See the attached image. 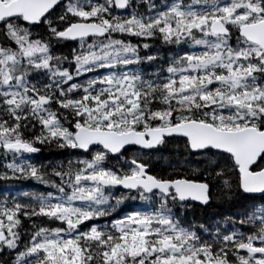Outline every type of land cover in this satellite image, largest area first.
Masks as SVG:
<instances>
[{"label":"snow or ice","instance_id":"1","mask_svg":"<svg viewBox=\"0 0 264 264\" xmlns=\"http://www.w3.org/2000/svg\"><path fill=\"white\" fill-rule=\"evenodd\" d=\"M0 183V264H264V0H0Z\"/></svg>","mask_w":264,"mask_h":264},{"label":"trees","instance_id":"2","mask_svg":"<svg viewBox=\"0 0 264 264\" xmlns=\"http://www.w3.org/2000/svg\"><path fill=\"white\" fill-rule=\"evenodd\" d=\"M135 42V41H133ZM159 48V55L162 57V60L158 61V64L166 63L169 57V47L171 46H161L157 45ZM59 50V46H58ZM146 72L151 71L152 68L146 66L144 69ZM132 151L130 150L125 155H132ZM144 158L148 160L149 164L152 167V170L155 171L157 174H163L167 175L172 171L171 165L176 162V156H175V149L172 144H168L165 146L160 147L158 150L148 151L144 152ZM59 153L56 150H48L43 149L40 153L35 154V161L37 163L47 161V160H53V159H59ZM195 158H193V168L198 167L195 164ZM110 164H115L116 162L109 161ZM183 174V173H182ZM197 172L195 171H189L187 175H189L192 178H196ZM203 179V177H200ZM18 188L26 189V190H37V191H46L43 186L34 184L32 181H21L17 185ZM4 190V185L0 183V191ZM231 211H233V208L228 203H223L220 201H213L210 206L204 208V207H196L193 210H190L187 214L188 221L191 222H207L211 224V222H214L218 219H221L223 215L229 214Z\"/></svg>","mask_w":264,"mask_h":264},{"label":"water","instance_id":"3","mask_svg":"<svg viewBox=\"0 0 264 264\" xmlns=\"http://www.w3.org/2000/svg\"><path fill=\"white\" fill-rule=\"evenodd\" d=\"M145 152H148L147 150H145Z\"/></svg>","mask_w":264,"mask_h":264}]
</instances>
